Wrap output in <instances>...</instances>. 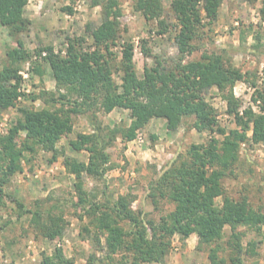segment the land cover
<instances>
[{
  "label": "rangeland",
  "instance_id": "obj_1",
  "mask_svg": "<svg viewBox=\"0 0 264 264\" xmlns=\"http://www.w3.org/2000/svg\"><path fill=\"white\" fill-rule=\"evenodd\" d=\"M117 1L121 16L117 43L111 47L115 55L111 60L114 82L121 83L116 66L124 44L133 45V63L140 78L143 69L152 66L156 58L167 63L176 61L178 51L174 37L178 25L171 11L173 0H160L163 18L169 24L168 32L163 35L156 33L155 20H146L137 11L138 0ZM24 17L30 21L29 29L18 38L31 55L19 65L24 95L15 107L0 110V137L7 136L22 118L20 108L70 112L80 102L71 87L57 86L50 68L40 59L39 50L51 47L55 53L64 55L67 38H83L82 48L93 49L86 27L101 22V7L90 6V0H27ZM192 44L195 49L185 56L184 62L200 60L204 54L220 55L227 67L246 74L247 81L237 82L231 89L239 111L249 106L257 111L252 97L253 84L259 89L264 87V0H223L217 19L211 25L200 27ZM15 46L14 38L0 25V70L8 65L7 51ZM226 93L213 87L204 97L216 111L218 125L228 131L236 125L233 116L227 113ZM78 112L71 114L73 131L59 138L56 153L35 146L33 153L25 152L19 160L22 171L0 185V264H40L44 257L52 256L56 248L61 249L72 264H132L131 252L122 250L108 259L96 247L94 214L112 206L119 196H129L131 209L144 224L159 223L174 210V203L161 196L155 186L162 172L172 162L185 159L192 145H206L211 137L223 139L218 133L197 131L194 117L185 116L175 130L167 129L163 119H152L138 131L134 140L123 142L121 131L130 124L128 111L116 108L104 113L98 104L90 103L80 107ZM78 134H95L97 147L109 156L102 177L83 173L87 193L85 208L73 205L77 200L75 179L64 167L65 158L88 163V151L77 152L70 146ZM25 139V132H19L15 138L20 147ZM54 154L55 160L52 159ZM238 156L237 163L222 179L223 188L230 198H247L250 206L258 210L264 207V143L241 144ZM17 201L25 210L35 209L36 202L42 204L43 211L56 206L53 214L62 216L67 224L62 239L44 238ZM221 202V198L216 200L219 205ZM94 205L101 209H95ZM120 225L126 232L130 231L129 223L120 222ZM235 233L239 234L238 241L232 237L230 226L224 228L217 251L218 260L223 262L218 264H232V258L239 259L240 264H264V225L260 230L240 226ZM100 240L104 244L103 237ZM170 242L169 253L160 264H211L208 252L215 244L197 249L199 239L195 234L186 239L174 235ZM236 242L242 248L240 252ZM249 242H254V250L247 246Z\"/></svg>",
  "mask_w": 264,
  "mask_h": 264
},
{
  "label": "trees",
  "instance_id": "obj_2",
  "mask_svg": "<svg viewBox=\"0 0 264 264\" xmlns=\"http://www.w3.org/2000/svg\"><path fill=\"white\" fill-rule=\"evenodd\" d=\"M222 1L173 0L171 11L178 25L174 37L177 60L167 63L156 58L152 66L143 69L140 78L133 63V45L124 44L116 66L121 74V83L117 85L112 78L111 60L115 55L111 47L117 43L118 18L121 16L119 4L117 0H90V6L101 7V22L86 27L93 49L82 48L83 38H67L64 55L55 53L51 47L39 50V57L50 68L57 86L71 87L80 102L70 112L20 108L22 118L7 136L0 137V185L22 171L19 160L25 152L33 153L35 146L56 153L59 138L73 131L71 114L79 113L80 107L90 103L98 104L104 113L116 108L128 111L130 124L121 131L123 142L134 140L138 131L152 119H163L167 129L175 130L183 117L192 116L197 131L218 133L223 139L211 137L206 145H192L185 159L172 162L159 176L155 186L161 196L174 203V210L162 217L159 223L148 221L144 224L131 209L129 196H119L112 206L94 214L93 240L108 259L126 250L133 255L132 264H160L169 253L170 240L174 235L186 239L195 234L199 239L197 249L202 245L215 244L209 248L210 263L223 262L218 260L217 251L226 226L231 227L232 237L238 241L237 227L260 230L264 225V207L255 210L247 198H230L222 185V179L239 159L240 145L264 143V87L259 89L253 84L252 102L257 111L251 106L239 111L231 89L237 82L247 81L246 74L237 68L227 67L217 54H204L200 60L184 62L185 56L195 49L192 43L198 29L211 25L217 19ZM26 5L27 0H0V25L8 30L16 45L7 51L8 65L0 70V110L15 107L24 95L19 65L31 55L18 37L29 29L30 21L24 17ZM136 9L146 20L157 22L158 35L168 32L169 24L163 18L160 0H138ZM213 87L223 93L227 91V113L233 116L236 128L226 131L218 125L216 111L204 97L205 92ZM19 132H25L22 147L15 140ZM97 138L95 134H78L70 142L73 150L88 151V163L64 159L65 169L75 179L77 200L73 205L78 208H85L87 203L83 173L102 177L107 170L105 165L109 156L97 147ZM52 159H56L55 154ZM218 198L222 199L220 205L216 203ZM1 201L0 198V204ZM16 203L24 214L30 215L32 225L44 238L51 241L62 239L67 224L62 216L53 214L56 206L43 211L42 204L36 202L35 209L25 210L20 201ZM93 207L101 209L99 205ZM120 222L129 223L130 231L126 232ZM100 237H103L104 244ZM235 245L240 252L239 242ZM254 245V242L247 244L251 250H254ZM231 261L232 264L241 263L237 258ZM40 264H72V261L56 248L53 255L44 257Z\"/></svg>",
  "mask_w": 264,
  "mask_h": 264
}]
</instances>
